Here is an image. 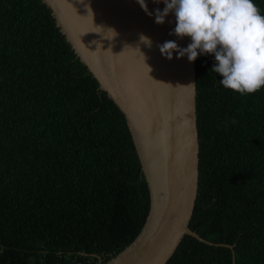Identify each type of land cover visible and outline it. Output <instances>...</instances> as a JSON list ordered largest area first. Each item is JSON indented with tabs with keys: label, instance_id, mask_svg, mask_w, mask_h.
Instances as JSON below:
<instances>
[{
	"label": "trees",
	"instance_id": "1",
	"mask_svg": "<svg viewBox=\"0 0 264 264\" xmlns=\"http://www.w3.org/2000/svg\"><path fill=\"white\" fill-rule=\"evenodd\" d=\"M254 2L264 14V0ZM214 63L193 62L197 184L187 224L210 244L183 235L166 264H264V89H225ZM146 208L123 116L49 9L0 0V264H67L79 253L102 264L133 239Z\"/></svg>",
	"mask_w": 264,
	"mask_h": 264
},
{
	"label": "water",
	"instance_id": "2",
	"mask_svg": "<svg viewBox=\"0 0 264 264\" xmlns=\"http://www.w3.org/2000/svg\"><path fill=\"white\" fill-rule=\"evenodd\" d=\"M40 1L122 114L146 186L140 228L102 264H166L183 235L210 244L187 227L197 184L193 62L176 59V53L169 61L156 47L169 40L182 48L191 43L189 37L169 35L174 14L157 25L135 0ZM146 3L151 12L165 7ZM141 33L151 38V49L140 43Z\"/></svg>",
	"mask_w": 264,
	"mask_h": 264
},
{
	"label": "clouds",
	"instance_id": "3",
	"mask_svg": "<svg viewBox=\"0 0 264 264\" xmlns=\"http://www.w3.org/2000/svg\"><path fill=\"white\" fill-rule=\"evenodd\" d=\"M135 2L157 25L173 13L176 26L169 35L190 38L183 48L172 40L157 44L165 59L171 61L176 53V59L187 56L192 63L200 55H212L210 71L219 74L225 89L241 96L264 89V14L254 0H153L165 5L155 12L146 0ZM139 41L151 49L150 37L141 33Z\"/></svg>",
	"mask_w": 264,
	"mask_h": 264
},
{
	"label": "built area",
	"instance_id": "4",
	"mask_svg": "<svg viewBox=\"0 0 264 264\" xmlns=\"http://www.w3.org/2000/svg\"><path fill=\"white\" fill-rule=\"evenodd\" d=\"M79 255L85 257L81 260H72L69 261L67 264H98L99 257L97 255L91 254V255H84L82 253H79ZM63 258L68 259L67 255H62Z\"/></svg>",
	"mask_w": 264,
	"mask_h": 264
}]
</instances>
